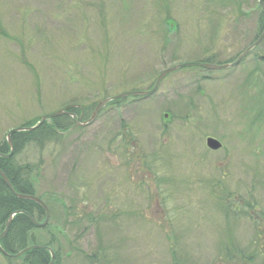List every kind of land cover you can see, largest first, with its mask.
Here are the masks:
<instances>
[{
  "label": "rangeland",
  "instance_id": "rangeland-1",
  "mask_svg": "<svg viewBox=\"0 0 264 264\" xmlns=\"http://www.w3.org/2000/svg\"><path fill=\"white\" fill-rule=\"evenodd\" d=\"M263 27L259 0H0V145L68 106L87 119L176 64L229 63ZM256 52L264 37L235 66L182 67L88 126L22 137L15 160L49 209L47 232L30 235L54 240L58 264H264Z\"/></svg>",
  "mask_w": 264,
  "mask_h": 264
},
{
  "label": "trees",
  "instance_id": "trees-1",
  "mask_svg": "<svg viewBox=\"0 0 264 264\" xmlns=\"http://www.w3.org/2000/svg\"><path fill=\"white\" fill-rule=\"evenodd\" d=\"M69 122V117L60 116L59 118L54 119L50 126L42 124L35 130L29 132H14L11 134L14 153L9 158L0 157V170L6 175L16 192L33 195L32 183L27 177L26 172L25 174L22 173L24 167L20 166L14 157L18 141H21L22 137L24 142H31L37 138H50L51 136L57 137L60 131H65L69 128ZM0 153H8V145L5 141L2 145H0ZM18 210L25 211L38 222L42 221L44 218L43 209L38 204L31 200L20 199L14 196L0 176V225H2V228L9 214ZM47 227L48 226L46 225L42 228H37L32 223L31 218L25 213L15 214L11 220L7 233L0 239V244L8 253H16L19 250L33 244L42 245V248H32L25 251L20 257L23 258V264H49L50 253L46 247L53 249L54 240L50 238L46 240H36L30 235L45 233L48 230ZM53 252L54 260L51 264H58L60 253L56 249H53Z\"/></svg>",
  "mask_w": 264,
  "mask_h": 264
},
{
  "label": "water",
  "instance_id": "water-1",
  "mask_svg": "<svg viewBox=\"0 0 264 264\" xmlns=\"http://www.w3.org/2000/svg\"><path fill=\"white\" fill-rule=\"evenodd\" d=\"M259 3L262 6V8L264 9V0H259ZM263 37H264V27H263L260 35L258 36V38L251 45H249L244 51H242L240 53V55L234 61H232L230 63H226V64H212V63H208V62L194 61V62H189V63L176 64L174 66L166 68L158 75V77L156 78V80L154 82V85H153V87L151 89H149L147 91H127V92H123V93H120V94L112 96V97L104 98V99L98 101V103L96 104L94 110L92 111V113H91V115L89 116L88 119L80 120V118H79V120H76L75 124L71 128H75L76 126H86V125H89V124L93 123L94 120L96 119L99 111L107 103H109L111 101L123 99V98H125L127 96H145V95L151 94L152 92H154L156 90V88L159 85L160 81L163 79V77H165L166 74H168V73H170V72H172V71H174V70H176V69H178L180 67H183V66H197V67H201V68L209 69V70H218V69H224V68H227L229 66L236 65V64H238L240 62V60L254 46L259 44V42L263 39ZM64 114L65 115H69V116H74L73 112H68V111L65 110V108H63V109H59V110H57L55 112L40 116L38 122L36 124H34L33 126H25V127L21 126V127H15V128L10 129L6 133V136H5V140H6L7 144H8V147H9V152L7 154L0 153V157L9 158L10 156H12L13 151H14L13 143H12V140H11V134L12 133L21 132V131H31V130L39 127L47 119L53 118V117H56V116H60V115H64ZM206 144L212 150H216V149H218L220 147V143L217 140L213 139V138H208L206 140ZM0 176H1V179L3 180V182L5 183V185L7 186V188L11 191V193L14 196H16L17 198H20V199L31 200V201L35 202L36 204H38L43 209V211L45 213L44 221L42 223H36L35 221H33V222L39 227L44 226L47 223L48 218H49V211H48L47 206L44 204V202L42 200H40L38 197L34 196V195L21 194V193L16 192L13 189L12 185L10 184L9 180L7 179L6 175L1 170H0ZM17 213H22V211L21 210L13 211L12 213L9 214L8 218L5 221V224H4L5 227H4L3 232L0 235V238L7 232L8 226H9L13 216L15 214H17ZM35 247H40V246L39 245H33V246H30V247H27L26 249H23V250L19 251L16 254H9V253L5 252L0 246V252L2 254L6 255V256L16 257V256L20 255L21 253H23L25 250H29V249L35 248ZM50 253H51V262H52L53 254H52L51 251H50Z\"/></svg>",
  "mask_w": 264,
  "mask_h": 264
},
{
  "label": "flooded vegetation",
  "instance_id": "flooded-vegetation-1",
  "mask_svg": "<svg viewBox=\"0 0 264 264\" xmlns=\"http://www.w3.org/2000/svg\"><path fill=\"white\" fill-rule=\"evenodd\" d=\"M251 43H252V42H251ZM254 48H255V47H254ZM254 48H253V49H254ZM253 49H252L251 51H253ZM251 51H250V52H251ZM250 52H249V53H250ZM240 53H241V52H240ZM240 53H239V54H240ZM249 53H248V54H249ZM239 54H238V55H239ZM248 54H247V55H248ZM255 56H256L257 58H259V59L264 60V55H262V54L259 53V52H256ZM79 117H80L81 119H83V113H81V112H80V114L75 113V117H73V120L79 119ZM206 138H207V137H206ZM23 214H24V213H23ZM25 214L27 215V213H25Z\"/></svg>",
  "mask_w": 264,
  "mask_h": 264
}]
</instances>
